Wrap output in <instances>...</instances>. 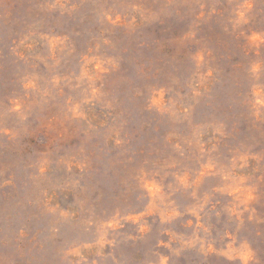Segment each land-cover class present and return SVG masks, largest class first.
Wrapping results in <instances>:
<instances>
[{
  "label": "rangeland",
  "instance_id": "374dc122",
  "mask_svg": "<svg viewBox=\"0 0 264 264\" xmlns=\"http://www.w3.org/2000/svg\"><path fill=\"white\" fill-rule=\"evenodd\" d=\"M0 264H264V0H0Z\"/></svg>",
  "mask_w": 264,
  "mask_h": 264
}]
</instances>
